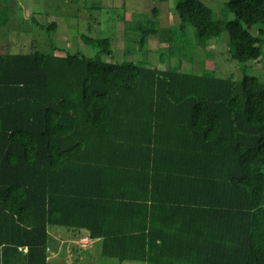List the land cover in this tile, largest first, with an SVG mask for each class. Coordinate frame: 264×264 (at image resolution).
<instances>
[{
    "label": "trees",
    "instance_id": "trees-1",
    "mask_svg": "<svg viewBox=\"0 0 264 264\" xmlns=\"http://www.w3.org/2000/svg\"><path fill=\"white\" fill-rule=\"evenodd\" d=\"M175 9L177 30L159 32L156 8L137 22L136 48L190 25L205 49L225 29L240 80L106 63L110 39L84 35L97 55L0 52V264H48L50 228L120 263L264 264V81L245 71L264 55V0L226 1L229 20L201 0Z\"/></svg>",
    "mask_w": 264,
    "mask_h": 264
},
{
    "label": "rangeland",
    "instance_id": "rangeland-1",
    "mask_svg": "<svg viewBox=\"0 0 264 264\" xmlns=\"http://www.w3.org/2000/svg\"><path fill=\"white\" fill-rule=\"evenodd\" d=\"M178 1L6 0L5 5L9 10V27L5 28L6 35L0 33V52L30 53L38 50L51 53L53 52L51 47L56 46L63 49V52L81 53L88 57L97 55V49L81 40V35H84L110 39L111 55L102 53L99 55L100 60L106 63L138 61L157 65L162 69L170 65L171 68L180 67V70L184 72L200 73L205 70L213 72L218 77H232L240 80L242 65L231 55L232 45L225 29L205 49L196 48L195 30L190 25L179 38L172 37L173 43L170 45L167 42L160 44L158 37L151 35L140 49L136 48V42L142 33L141 29L136 28L135 25L139 21L146 23V20L153 19L152 8L158 11L157 20H153V23L158 27L159 32L165 29H178L179 18L175 9ZM201 1L217 18L222 20L233 18L232 13H227L225 17L222 15V7L228 0ZM51 22L56 23V29L48 27ZM125 25L127 26L126 36L131 39L127 53L124 52ZM257 27L258 25L250 27V32L257 34ZM262 49L264 50V46ZM247 66L248 68L245 69L247 74L256 75L264 81V55L257 61H250ZM93 250L97 253L92 259L87 256V261L72 259L69 262L72 264H119L116 259L100 255L99 242L95 243ZM63 255L64 252H62V258Z\"/></svg>",
    "mask_w": 264,
    "mask_h": 264
},
{
    "label": "crops",
    "instance_id": "crops-1",
    "mask_svg": "<svg viewBox=\"0 0 264 264\" xmlns=\"http://www.w3.org/2000/svg\"><path fill=\"white\" fill-rule=\"evenodd\" d=\"M48 234L51 238V244L49 245V260L48 264H72L69 260L77 259L81 261V259H87L88 257L94 256L96 254V250H93V247L96 242L100 241L97 239H90L86 235H79L78 233H74L72 231H67L62 228H50ZM88 237L89 243L86 246V250L78 251L75 241L81 237ZM98 251V250H97ZM62 252H64L63 258L61 257ZM99 252V251H98ZM100 253V252H99ZM88 256V257H87ZM61 257V258H60ZM87 261V260H86ZM146 264V263H128V262H119V264Z\"/></svg>",
    "mask_w": 264,
    "mask_h": 264
},
{
    "label": "built area",
    "instance_id": "built-area-1",
    "mask_svg": "<svg viewBox=\"0 0 264 264\" xmlns=\"http://www.w3.org/2000/svg\"><path fill=\"white\" fill-rule=\"evenodd\" d=\"M88 243H89L88 237H81L75 241V244L79 245L82 248H85L86 246H88Z\"/></svg>",
    "mask_w": 264,
    "mask_h": 264
}]
</instances>
